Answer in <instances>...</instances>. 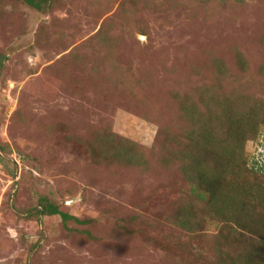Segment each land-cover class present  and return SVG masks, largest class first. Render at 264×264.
Segmentation results:
<instances>
[{
	"label": "rangeland",
	"instance_id": "obj_1",
	"mask_svg": "<svg viewBox=\"0 0 264 264\" xmlns=\"http://www.w3.org/2000/svg\"><path fill=\"white\" fill-rule=\"evenodd\" d=\"M0 60V264H217L255 242L264 0H0ZM229 124L249 140L236 170L215 160L225 230L197 207L180 140ZM121 143L136 167L103 159Z\"/></svg>",
	"mask_w": 264,
	"mask_h": 264
},
{
	"label": "trees",
	"instance_id": "obj_2",
	"mask_svg": "<svg viewBox=\"0 0 264 264\" xmlns=\"http://www.w3.org/2000/svg\"><path fill=\"white\" fill-rule=\"evenodd\" d=\"M30 7L42 11L44 4H48L49 0H24ZM3 67V61L0 60V75L1 70ZM183 111L186 115L184 118L187 123H192L193 121L192 116L195 115L193 110H188L184 106H182ZM191 116H189V113ZM232 125L229 124V128H224L222 130H216L209 132L207 130H203L202 133L195 132L194 135L189 134L186 138L180 140V145L184 147L187 154L184 156V165L187 169V177L190 178V183L196 187L197 194H194L195 198L197 199L196 205L197 207H201L204 204L206 205V209L208 212L213 213L214 217L217 221L221 224L225 225V230H231V227H227L231 222V219L225 217L223 213L226 211L224 207L219 209L217 206L218 203L221 202L222 198L219 195L220 192H216L213 188L215 186L222 187L223 177L227 179V171L225 168H219L216 161L220 157V150L223 152V156H227V164L230 171H234L238 168L240 160L239 157L241 152L245 151L246 144L249 140L248 134L244 135L241 132H232L230 131ZM209 130V129H208ZM162 135V132H160ZM165 135V133H164ZM163 136V135H162ZM167 139V140H166ZM165 143L163 144L164 149H166L167 144L171 142V140L166 136ZM124 143H121L120 146H117L115 149L114 147L110 148V151L104 155L103 159H108V155L112 156V162L114 165H124L126 167H136V160L135 154L133 158L131 156L127 160H121V156L119 153L115 154L114 152L119 151L122 153L124 148ZM128 144V143H127ZM215 147L217 152L212 148ZM128 148H131L132 151H137L132 144H128ZM139 153V151H137ZM114 153V154H111ZM231 155L235 156L232 157ZM102 159V160H103ZM206 159H209L207 163ZM223 159V157H222ZM222 161V160H221ZM216 164L214 176H219V181H215L214 178L210 173L206 170L210 169L211 164ZM261 173V172H260ZM263 174V173H262ZM221 175V176H220ZM224 187L226 185L224 184ZM203 193V195L201 193ZM209 198H208V197ZM215 199L217 200V204L215 203ZM233 202L232 200H230ZM191 209H195L194 207L190 206ZM243 208V207H241ZM223 212V213H222ZM41 215L43 216H61L64 223L67 224L69 221L74 220L76 223L87 224V221H79L76 218H73L68 213H63L60 209L51 204L49 201L42 202L41 206ZM190 214L182 215V219L186 217V220L183 219V224L187 228L188 226H197L201 225V221H197L194 223L191 219ZM260 222H257L256 230L258 237L256 236L255 242H251L249 245L244 244V241L240 244L239 247L226 245L227 248L232 250L233 253L231 255L223 253L220 254V258L217 261V264H264V219H259ZM190 223V225H188ZM191 226L188 228L190 229ZM252 228V229H256ZM227 232V231H226ZM225 232V234H227ZM243 237V236H242ZM228 238V237H227ZM244 240V239H243ZM227 242V241H226ZM225 247V246H224Z\"/></svg>",
	"mask_w": 264,
	"mask_h": 264
}]
</instances>
